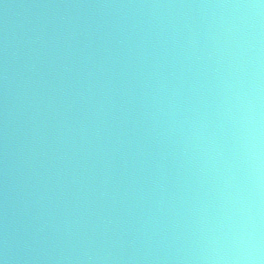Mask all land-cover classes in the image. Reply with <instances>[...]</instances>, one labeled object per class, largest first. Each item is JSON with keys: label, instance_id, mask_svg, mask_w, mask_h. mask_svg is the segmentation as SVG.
Here are the masks:
<instances>
[{"label": "water", "instance_id": "water-1", "mask_svg": "<svg viewBox=\"0 0 264 264\" xmlns=\"http://www.w3.org/2000/svg\"><path fill=\"white\" fill-rule=\"evenodd\" d=\"M264 264V0H0L3 264Z\"/></svg>", "mask_w": 264, "mask_h": 264}, {"label": "clouds", "instance_id": "clouds-1", "mask_svg": "<svg viewBox=\"0 0 264 264\" xmlns=\"http://www.w3.org/2000/svg\"><path fill=\"white\" fill-rule=\"evenodd\" d=\"M243 259L246 264H259L260 254L259 248H251L244 255ZM0 264H3V261H0Z\"/></svg>", "mask_w": 264, "mask_h": 264}]
</instances>
